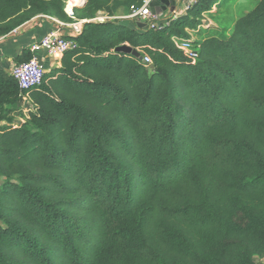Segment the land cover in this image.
Masks as SVG:
<instances>
[{
	"label": "trees",
	"instance_id": "obj_1",
	"mask_svg": "<svg viewBox=\"0 0 264 264\" xmlns=\"http://www.w3.org/2000/svg\"><path fill=\"white\" fill-rule=\"evenodd\" d=\"M131 4L75 8L77 46L17 126L25 90L0 68V264H264V0L193 38L195 59L174 37L219 0L149 29L94 19ZM65 7L0 0V36L38 14L71 22Z\"/></svg>",
	"mask_w": 264,
	"mask_h": 264
},
{
	"label": "built area",
	"instance_id": "obj_2",
	"mask_svg": "<svg viewBox=\"0 0 264 264\" xmlns=\"http://www.w3.org/2000/svg\"><path fill=\"white\" fill-rule=\"evenodd\" d=\"M67 1L68 0H64L66 5L65 9L72 18V21L67 23L70 28L69 33L65 35L59 30H52L46 33L39 41L31 45L30 50L33 53L32 56L27 60L16 63L11 70L12 76L18 81L20 87L25 90L24 98L28 101L30 100V90L42 84L46 72L44 63L37 57L36 53L45 50L52 55H63L66 51L75 48L77 46L75 38L83 32L84 24L88 21V19H79L74 12L75 6L69 8ZM153 1L154 0H141L140 5L131 4L127 18L146 22L152 27H159L162 23L166 22V18L169 15L177 17L182 13H186V11L197 3L198 0H181L182 6L176 8L173 13H169L164 18L162 16L164 12L162 14H154L152 12L151 3ZM84 3L85 0L80 4ZM94 19L103 20L104 16L98 15ZM174 41L177 47L182 49L192 59L198 56V49L193 46V37H174ZM143 60L148 63L151 62V58L148 55H146ZM27 111H29V107H27Z\"/></svg>",
	"mask_w": 264,
	"mask_h": 264
},
{
	"label": "crops",
	"instance_id": "obj_3",
	"mask_svg": "<svg viewBox=\"0 0 264 264\" xmlns=\"http://www.w3.org/2000/svg\"><path fill=\"white\" fill-rule=\"evenodd\" d=\"M181 6V0H177L176 8H180ZM215 8L216 7H214L213 9L215 10ZM129 12L130 8L128 7V5H126L117 8L115 15L113 16H110L105 11H99L96 16L104 15L103 20L125 19L127 18ZM168 14V11H165L162 14L163 18ZM67 23L70 22L62 21L52 15L38 14L29 21L14 29L9 34L0 36V68L11 74L13 66L19 61H23L24 58L27 56V52L30 53L32 56L33 53L30 50L31 45L34 42L39 41L46 33L52 30H59L61 33L67 35L70 30ZM208 26L209 19H207L203 24L199 25L197 28L189 29V31L192 33L193 38H197L196 36L194 37L193 32L203 31ZM36 55L44 63L46 71H50L53 68L61 66L63 55H52L45 50L38 51ZM27 102L28 100L24 98L23 108L19 109L18 111H15L12 114V116H14V125H20L22 122L25 121V117L28 114ZM5 123H7L6 120H0V125Z\"/></svg>",
	"mask_w": 264,
	"mask_h": 264
},
{
	"label": "rangeland",
	"instance_id": "obj_4",
	"mask_svg": "<svg viewBox=\"0 0 264 264\" xmlns=\"http://www.w3.org/2000/svg\"><path fill=\"white\" fill-rule=\"evenodd\" d=\"M219 1L221 4L215 8L214 10L215 12L213 13L211 12V14H209V16L207 17V19H209V26L205 28L203 31L193 32L194 37L196 36L200 39H204L213 34L215 35L230 34L232 32L235 21L245 12L254 8L259 0H219ZM84 4H79L76 7H80Z\"/></svg>",
	"mask_w": 264,
	"mask_h": 264
},
{
	"label": "water",
	"instance_id": "obj_5",
	"mask_svg": "<svg viewBox=\"0 0 264 264\" xmlns=\"http://www.w3.org/2000/svg\"><path fill=\"white\" fill-rule=\"evenodd\" d=\"M177 0H154L151 3V9L154 14H162L165 11L173 13L176 10ZM136 25L140 28L149 29L150 26L146 22L135 21ZM117 52L132 53L133 55L142 58L141 52L138 49H133L129 45H120L116 48Z\"/></svg>",
	"mask_w": 264,
	"mask_h": 264
},
{
	"label": "bare ground",
	"instance_id": "obj_6",
	"mask_svg": "<svg viewBox=\"0 0 264 264\" xmlns=\"http://www.w3.org/2000/svg\"><path fill=\"white\" fill-rule=\"evenodd\" d=\"M82 1L84 0H68V7L71 8L72 6H77L79 5ZM78 3V4H76ZM75 4V5H74ZM70 5V6H69Z\"/></svg>",
	"mask_w": 264,
	"mask_h": 264
}]
</instances>
